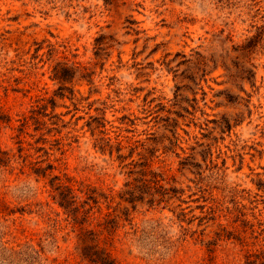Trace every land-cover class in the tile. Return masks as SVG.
Returning <instances> with one entry per match:
<instances>
[{
  "label": "rangeland",
  "instance_id": "374dc122",
  "mask_svg": "<svg viewBox=\"0 0 264 264\" xmlns=\"http://www.w3.org/2000/svg\"><path fill=\"white\" fill-rule=\"evenodd\" d=\"M0 147V264H89L108 214L120 264H264V0H0ZM142 170L162 202L134 208Z\"/></svg>",
  "mask_w": 264,
  "mask_h": 264
},
{
  "label": "trees",
  "instance_id": "16d2710c",
  "mask_svg": "<svg viewBox=\"0 0 264 264\" xmlns=\"http://www.w3.org/2000/svg\"><path fill=\"white\" fill-rule=\"evenodd\" d=\"M36 124L40 126L39 121L35 120ZM29 124V119H25L22 127H27ZM23 148H20L19 152L22 153ZM21 159L23 156L20 154ZM16 154H12L9 151L3 150L0 147V168L13 167V164L16 160ZM26 161V160H25ZM29 167L31 172L37 177H48L49 170H52V167L48 165L47 167L40 166L39 162H27L24 167ZM139 178L135 181L136 183L129 182L125 186V190L122 193V198L133 204L135 208L138 202H143L146 198H149V204L154 205L157 202H162L161 199H157L156 192L153 191L156 187L162 188L163 182L166 181L163 178V173H156L154 171L142 170L138 173ZM150 177L152 180H147ZM135 180V179H134ZM51 186L56 192V197L59 205L69 213L73 221L80 225L84 226L89 223L92 216V211L94 207L92 204L98 206L99 201L94 196L95 190H88L87 192L81 189L85 195H87L86 200L80 204L78 200L80 199L75 195L73 188L64 182L58 176H54L51 180ZM164 197V195H162ZM112 214H108L105 218L104 223L100 224V231L94 229H85L80 233V253L84 259H86L89 264H120L116 258L113 257L111 251L107 247L101 246L100 236L103 232L108 230L112 232L117 223V216L110 219Z\"/></svg>",
  "mask_w": 264,
  "mask_h": 264
}]
</instances>
